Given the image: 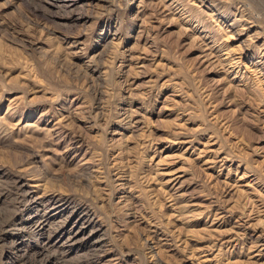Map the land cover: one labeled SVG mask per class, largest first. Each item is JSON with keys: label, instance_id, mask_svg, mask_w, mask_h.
I'll list each match as a JSON object with an SVG mask.
<instances>
[{"label": "rangeland", "instance_id": "obj_1", "mask_svg": "<svg viewBox=\"0 0 264 264\" xmlns=\"http://www.w3.org/2000/svg\"><path fill=\"white\" fill-rule=\"evenodd\" d=\"M0 264H264V0H0Z\"/></svg>", "mask_w": 264, "mask_h": 264}]
</instances>
